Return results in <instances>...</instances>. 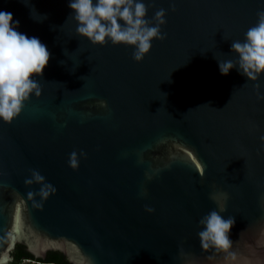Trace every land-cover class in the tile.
I'll list each match as a JSON object with an SVG mask.
<instances>
[{
  "label": "water",
  "instance_id": "1",
  "mask_svg": "<svg viewBox=\"0 0 264 264\" xmlns=\"http://www.w3.org/2000/svg\"><path fill=\"white\" fill-rule=\"evenodd\" d=\"M25 2L0 11L51 57L41 95L0 120V264H264V73L218 66L264 0H143L146 19L166 10L167 38L142 62L77 35L70 0ZM32 170L56 189L42 207ZM219 206L232 242L205 250L199 221Z\"/></svg>",
  "mask_w": 264,
  "mask_h": 264
},
{
  "label": "clouds",
  "instance_id": "2",
  "mask_svg": "<svg viewBox=\"0 0 264 264\" xmlns=\"http://www.w3.org/2000/svg\"><path fill=\"white\" fill-rule=\"evenodd\" d=\"M22 2L27 4L25 0ZM154 4L155 0H152ZM170 5L175 11L174 0H170ZM69 7L72 9L70 16L77 23V35L87 38L92 45L103 46L111 41L113 45L130 46L134 49L132 59L135 62L144 60L154 39L163 41L167 38V34L162 33L166 10L160 8L151 20L146 19L148 6L143 0H70ZM256 15L257 23L248 28L244 41L237 40L231 44V51L238 54V61L218 62L222 75H228L237 64V70L248 80L257 81L264 73V10H259ZM18 27L19 21H13L11 12L0 11V120L8 123L19 115L33 94L41 95V86L34 77H42L51 57L45 44L35 36L28 37L17 31ZM254 87L258 90L260 85L257 83ZM257 99L264 100V95L258 93ZM97 104L101 108L107 107L104 100L97 101ZM260 140L264 143V136ZM69 166L72 169L79 166L76 151L69 156ZM24 183L27 186L41 185L38 192L27 194L35 207H42V202L56 191L36 170H32V178ZM35 196L41 198L40 203L35 201ZM146 211L152 213L155 210L147 207ZM225 211L226 207L219 206V211L212 210L199 221L202 230L198 237L203 249L226 248L231 244L229 234L235 219H225L220 214Z\"/></svg>",
  "mask_w": 264,
  "mask_h": 264
},
{
  "label": "flooded vegetation",
  "instance_id": "3",
  "mask_svg": "<svg viewBox=\"0 0 264 264\" xmlns=\"http://www.w3.org/2000/svg\"><path fill=\"white\" fill-rule=\"evenodd\" d=\"M18 264H57L54 262H42V261H37V260H32L29 258H20L18 260Z\"/></svg>",
  "mask_w": 264,
  "mask_h": 264
},
{
  "label": "trees",
  "instance_id": "4",
  "mask_svg": "<svg viewBox=\"0 0 264 264\" xmlns=\"http://www.w3.org/2000/svg\"><path fill=\"white\" fill-rule=\"evenodd\" d=\"M58 264V263H57Z\"/></svg>",
  "mask_w": 264,
  "mask_h": 264
}]
</instances>
